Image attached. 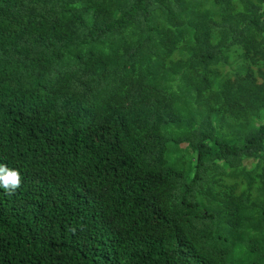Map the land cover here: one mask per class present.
<instances>
[{"label":"trees","instance_id":"1","mask_svg":"<svg viewBox=\"0 0 264 264\" xmlns=\"http://www.w3.org/2000/svg\"><path fill=\"white\" fill-rule=\"evenodd\" d=\"M0 164V264H264V0H0Z\"/></svg>","mask_w":264,"mask_h":264},{"label":"clouds","instance_id":"2","mask_svg":"<svg viewBox=\"0 0 264 264\" xmlns=\"http://www.w3.org/2000/svg\"><path fill=\"white\" fill-rule=\"evenodd\" d=\"M22 184V176L19 170L0 164V188L8 193H14Z\"/></svg>","mask_w":264,"mask_h":264},{"label":"rangeland","instance_id":"3","mask_svg":"<svg viewBox=\"0 0 264 264\" xmlns=\"http://www.w3.org/2000/svg\"><path fill=\"white\" fill-rule=\"evenodd\" d=\"M214 165H217L218 166V164H216V163H213ZM220 170H215V168L214 167H211V172H219Z\"/></svg>","mask_w":264,"mask_h":264}]
</instances>
